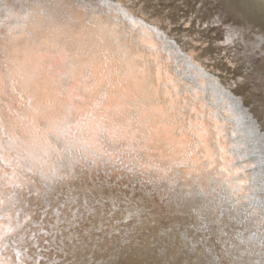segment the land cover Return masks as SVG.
I'll list each match as a JSON object with an SVG mask.
<instances>
[{"label":"bare ground","instance_id":"obj_1","mask_svg":"<svg viewBox=\"0 0 264 264\" xmlns=\"http://www.w3.org/2000/svg\"><path fill=\"white\" fill-rule=\"evenodd\" d=\"M41 2L0 0L13 121L0 136L32 161L0 180V264H264V0H214L221 22L194 41L176 10L169 34L126 18L129 0H85L70 18ZM65 140L81 152L44 155ZM92 177L106 206L127 201L113 218L59 223L51 202ZM181 224L207 244L184 248ZM64 228L57 240L79 235L77 247L44 235Z\"/></svg>","mask_w":264,"mask_h":264},{"label":"snow or ice","instance_id":"obj_2","mask_svg":"<svg viewBox=\"0 0 264 264\" xmlns=\"http://www.w3.org/2000/svg\"><path fill=\"white\" fill-rule=\"evenodd\" d=\"M130 9L129 11H124L123 15L127 18L131 14L132 16H137L141 20L152 17V23H155L158 27H164L165 30L169 31L171 34V26L173 24L171 15L168 14L167 9L169 7L175 6L176 3H179L182 6L183 11L187 14L184 16L183 20H178L183 28L188 29L187 32L179 34L181 40H196L198 37L206 36L211 32L214 24H219L221 18L219 13L216 11V5L214 0H129ZM42 10L50 11L57 18L66 17L70 18L78 14L81 9L90 8L91 3H86L85 0H42L39 5ZM109 7L112 5L109 4ZM136 26H139V21H134ZM8 87L6 84V78L2 72H0V95H3L5 89ZM16 83H13L12 91H16ZM12 106L9 105L7 109L0 108V130H4L6 125H11L13 121L11 120ZM103 137V142L101 138ZM60 136L56 135L53 137V140L56 143H60ZM110 137H104V133H101L100 137H97V143L110 142ZM45 144L48 145L50 151H45L44 155L49 156L51 153H67L69 157L72 156L75 151L77 154L81 152V149L75 148L70 140H65L62 146L58 148H52L49 141H45ZM36 147H39L36 145ZM106 153H100L101 156ZM32 161L29 158L22 154L20 151V146L17 145L15 148L10 144L6 143L5 138L0 136V164L3 167H0V180H4L5 177H8V169L12 170V175L16 174V170L25 166V164H31ZM81 175L85 173L81 172ZM10 179V177H9ZM112 178L109 177V180ZM19 187V185H17ZM105 187L103 179L100 180V183L96 184V177H92L86 184L78 186L74 190L72 196L63 198L62 202L53 201L51 202L52 207L58 209L56 213V219L59 223L68 224L70 226H75V223L88 219L90 216L98 215L103 220L105 217L113 218V211L119 207V204L127 201L128 197H123L121 201L120 196H116L112 200L111 207L106 206L107 201L103 196H98V193L101 189ZM195 195V194H190ZM178 198L179 197L178 194ZM4 200L0 199V206L4 204ZM2 210V209H0ZM126 209L121 208L120 211L123 212ZM47 211V209H45ZM208 207L207 205H201L197 216L199 218V226L196 227V231L206 232L208 230L207 224L204 223L207 220ZM107 220H105V223ZM264 223V220L261 221ZM55 229L56 225H52ZM192 226L174 225V228L177 230L178 234L182 236L183 247L188 248L192 251H196L197 246L200 245L203 247L207 244V237L201 236L199 239L188 230ZM180 228H185L186 230L180 232ZM60 231L68 232V228L62 230H57L56 232H45V236H51L53 243L59 245H68L70 247H77L80 243V237L77 236H60V239L57 240V236ZM71 237V238H70ZM93 239L96 242H100V237L96 236ZM0 240H3V237H0ZM45 244L48 243V240L44 241ZM35 246V245H33ZM205 251H210L211 249H204ZM71 255V252L68 253ZM19 258V257H18ZM36 264H40V257L35 258Z\"/></svg>","mask_w":264,"mask_h":264},{"label":"rangeland","instance_id":"obj_3","mask_svg":"<svg viewBox=\"0 0 264 264\" xmlns=\"http://www.w3.org/2000/svg\"><path fill=\"white\" fill-rule=\"evenodd\" d=\"M168 9L176 10L178 14H180L183 17L187 14L185 11H183L182 6L179 3H176L175 6L169 7Z\"/></svg>","mask_w":264,"mask_h":264}]
</instances>
